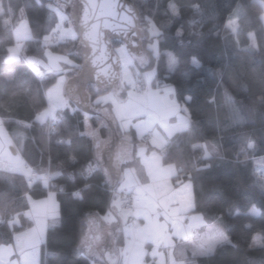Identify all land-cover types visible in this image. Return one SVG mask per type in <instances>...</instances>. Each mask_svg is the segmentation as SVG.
Instances as JSON below:
<instances>
[{"label": "trees", "instance_id": "obj_1", "mask_svg": "<svg viewBox=\"0 0 264 264\" xmlns=\"http://www.w3.org/2000/svg\"><path fill=\"white\" fill-rule=\"evenodd\" d=\"M130 1L140 11L144 50L150 64H157V82L175 87L191 117L189 127L168 142L164 160L180 168L175 180L192 181L194 210L230 237L207 255L190 254L186 264H264V184L254 160L264 156V0ZM49 2L54 0H0V117L25 161L39 175L31 181L24 171L0 168V244L34 227L28 197L48 195L44 173L49 169L51 182L58 185L60 218L47 228L43 264H93L83 244L87 220H102L121 181L112 180L97 147L98 139L111 131L102 113L109 105L97 101L105 91L90 85L96 114L60 108L51 133L50 119L39 118L48 106L45 90L57 75L45 74L28 58L44 57L46 38L55 31L59 15ZM238 7L241 10L236 11ZM65 9L71 10L69 2ZM23 14L32 37L24 42L22 55L11 58L14 29ZM230 18L237 19L236 30L228 25ZM155 37L158 56L148 48ZM79 43L78 36L51 45L77 60V73L82 69ZM120 43L113 41L114 46ZM166 51L177 57L174 70L168 67ZM136 80L144 86L142 79ZM88 124L99 134H90ZM127 134L135 141L133 129ZM207 141H216L221 152L205 156L199 144ZM133 163L127 160L121 167ZM253 207L257 214L251 212ZM98 224L106 232L91 234L101 243L102 258L96 257L95 262L119 264L116 249L123 244V233L112 241L116 225ZM256 234L262 235L259 246L252 245Z\"/></svg>", "mask_w": 264, "mask_h": 264}, {"label": "rangeland", "instance_id": "obj_2", "mask_svg": "<svg viewBox=\"0 0 264 264\" xmlns=\"http://www.w3.org/2000/svg\"><path fill=\"white\" fill-rule=\"evenodd\" d=\"M66 1L69 2L71 6L76 2V0H54V2H49L50 8L56 10L57 14L59 15L58 21L54 27V32H58L60 34L61 40L79 36L78 27L75 20L73 19L71 10L68 11L65 9V6L67 5ZM239 10H241L240 7L236 9V11ZM228 25L236 30L237 19L230 18ZM153 34L156 35L155 31ZM50 35L48 38H46L48 46L45 56H30L28 58L35 68H39L45 74L57 75V80L50 84L45 90L48 106L39 117L41 119L57 118L58 109L64 108L70 104L66 94V86L71 78L69 73L75 72L74 74H77L76 69L79 67L77 60L71 57L68 51L62 52L51 47L52 44L57 43L58 41H50ZM148 48L153 50L154 55H159V41L157 37H155L152 42L148 43ZM114 51L120 60L121 84L126 83L127 85H131L133 84L135 78L138 77L145 81L147 86L146 89H148L150 86L153 87V85H159V83H157V64H150L151 57L148 51H144L141 55H137L133 53L125 43H120L114 46ZM166 53L168 67L170 70H174L178 65L177 57L171 51H166ZM194 63L196 65L199 64L197 60H194ZM162 85H164L166 88L171 84ZM158 87L159 88L157 89H160V86ZM117 89L118 87H115L114 89L99 94L97 101L109 100L111 103H113L115 108H117V111L121 116L123 114V110L124 115L129 117L134 116L136 113H143L139 108L137 109V105L135 104L136 102H138V104L141 102L140 99H142V95L138 96L131 91H128L129 93L127 101H124L125 103L122 102L121 104V100H119V98L116 96L118 93ZM72 107V109L75 111L76 108L73 105ZM50 112L52 117H49ZM141 119L144 118H138L135 121H139ZM134 123L135 122H133V120L129 122V124ZM88 129H91L94 132L97 131L89 124L87 126V130ZM91 130H89L90 134ZM17 142L18 141L15 140L14 136L4 127L3 120L0 117V158L7 160L8 163H11L12 159H17L22 164H24L23 158L19 153L20 147ZM199 147L202 149L205 156L221 152L220 146L216 141L202 142L199 144ZM14 149L17 150V153H14ZM254 160L256 162L257 173L264 184V156L257 157ZM28 198L30 200V204L33 202V199L38 200V198H32L31 196ZM146 211L145 222H143L140 217H137L139 218L137 220V225H133L132 221L128 222L129 217L132 216L131 212L124 209L122 210L123 214H121L124 216V218H126L125 225L127 230L133 232V229H140L137 232L138 234H136L138 238V244L136 247L134 246V241H132L137 239L133 232V234H130L129 236L131 238V244L129 243L127 248L120 246L116 249L121 258V264H186V259L190 254H192L191 252H194L195 255L208 254L209 251L207 249L212 246L213 242L223 243L230 241L228 234L214 222V224L212 223L211 226L206 227V230L203 234H194V228L202 223H205L203 214H198L200 219L199 221L196 220V216H192L189 221H185V217H183L181 220L177 218L173 219L169 212H161L159 208H157V202H150ZM258 211L259 210L255 207L251 210L253 213ZM107 215H109V218H115L119 217L120 212H114L113 210H110L107 212ZM51 218L52 223L59 221V207L55 215L53 212V216ZM107 220L109 219L107 218ZM87 224L89 227L87 229L86 235H84L83 244L86 242L90 243L87 254L94 261L93 264H99L95 262L96 250L93 247V243L90 242V240H92L91 234L94 232L97 233L98 231L105 235L106 229L101 228L100 226L97 228L98 222L95 218L94 222L91 219L87 220ZM37 227L39 228L37 229L40 230V234H34L30 241L24 238V235V237L15 236L14 240L10 241L9 243L0 244V264H43L44 243L46 240L47 229L44 231V229L40 227L39 224ZM214 229L218 232V234H214L212 231ZM35 230L36 229L33 231ZM117 235L118 231H116L115 236ZM129 237H127V240L130 239ZM181 237H183L184 240L190 239L191 237L195 239L187 244L178 246L176 249L171 247L172 243L180 242L179 240ZM103 239H106V237ZM177 239L179 240L177 241ZM26 240L28 242H26ZM261 244L262 235L256 234L254 236L252 245L259 246ZM170 247L172 249L171 251ZM168 251H170L169 255L167 254ZM175 254L178 256L176 258L177 261L173 259Z\"/></svg>", "mask_w": 264, "mask_h": 264}, {"label": "crops", "instance_id": "obj_3", "mask_svg": "<svg viewBox=\"0 0 264 264\" xmlns=\"http://www.w3.org/2000/svg\"><path fill=\"white\" fill-rule=\"evenodd\" d=\"M1 11L2 7L0 5V12ZM30 34L32 35V31L28 19L25 14H23L21 21L14 29L15 45L10 48L9 54L11 58H16L22 55L23 44L26 40L32 37ZM136 79L139 78L136 77L135 80ZM134 81L133 84L127 85L126 83L121 84L120 80V83L117 86L118 93L116 94V96L117 98H119V100H121V104L122 102L125 103L127 101L129 93L128 91H131L133 93L132 87L134 85ZM158 86H160V89H157L159 88ZM144 87L145 89L142 94H136L138 96L142 95V99H140L141 102H139L140 106L138 102L135 103L137 105V109L139 108L143 113H136L134 114V116H125L124 110L121 116L118 113L117 108H115L113 103H111L109 100L100 101L102 103H105L106 105H109L107 109L102 108V113L106 114V118L104 117V121L105 124H107L111 129L106 138H100L97 141L100 158L102 159L104 164H107V162L112 163L117 172L120 170H123V172L120 174L121 181L118 185V188L113 189V191L116 193V196L113 199L112 208L110 209L114 212L119 211V217L109 218L107 212L110 210H108L105 214L102 215V222L97 218L95 219L97 220V222H100V224L103 223L108 225H116L115 231H118V235H120L121 232L123 233L124 238L122 246H124V248H127L129 243L131 242V238L129 237L130 234H133L134 232V235L137 238L136 234H138L137 232L140 228L133 229V232L127 230L125 225L126 218H124V216L122 215L123 209L131 212L132 216L129 217L128 222L132 221L133 225H137V220L139 219L137 217H140V219L145 222V215L147 212L146 210L147 207H149L150 202H157V208H159L161 212H169L173 219L177 218L181 220L183 217H185V221H189L192 216H196V220L199 221L200 219L198 214H202L194 210L195 196L192 181L189 179L179 178L175 180L174 177L178 176L180 168L176 163L166 162L164 160V156L162 155V151L167 146L170 139L175 134L184 131L189 127L191 117L188 107L185 103L180 102L177 96L176 89L172 85H168L165 88L164 85L159 84L153 85V87L150 86L148 89H146L147 86L144 81ZM72 105L73 104L70 102L68 106L73 108ZM138 118L144 119L135 121ZM131 120H133V122L135 123L129 124ZM131 129L134 130V133L136 135L135 141L130 137V135L127 134V131ZM89 130L91 129H88V132ZM148 130H152L153 135L150 137L147 143H143L141 138ZM91 134L98 135L99 133L98 131L94 132L93 130H91ZM19 153L23 158L20 149ZM127 160L133 161L134 163L132 165L126 166L125 168H122V162H126ZM5 161L10 167V170L24 171L29 176L30 166L24 158L23 161L25 165L17 159H12L11 163H8L7 160ZM0 168H2L1 164ZM106 169L108 174L112 177L107 167ZM117 172L116 175H118ZM44 181L48 183L47 179H45ZM123 190L133 191L135 193V209L132 211L123 207L121 203V191ZM54 192H56V190L48 193L46 198H38V200L33 199L28 213L30 216L36 215L34 216L35 218L32 216L33 219H35L34 227L20 232L16 236L24 237L25 235L24 238L30 241L33 238L34 234H40V230H38L39 228L37 227L38 224L44 229V231L48 228L49 224L52 223L51 217L53 216V212L55 215L58 207L60 208L57 192ZM107 218L109 220H107ZM90 219L94 222V217ZM204 222L205 223H202L194 228V234H203L206 230V227L211 226L213 223L208 221L205 216ZM34 229L36 230L33 231ZM212 231L214 232V234H218L215 229ZM115 235L112 241L116 240V237L118 236ZM91 237L93 242L92 240H90V242L93 243V247L96 250V257L102 258V252H100L99 250V245H101L100 241L95 240L93 236ZM127 237H129L130 239L127 240ZM194 239L195 238L191 237L190 239L184 240V238L181 237L180 240L177 239V241L179 240L180 242L172 243L171 247L176 249L178 248V246L187 244ZM28 241L26 240V242ZM132 241H134V246L136 247V245L138 244V238ZM85 244H87L88 251L90 243L86 242ZM218 244H221V242H213L212 246L207 249L209 251L208 254L211 253ZM171 247L170 251L172 250ZM170 251H168V255ZM191 253L195 255L194 252ZM118 256L120 258V255ZM177 257L178 256H176L175 254V256H173V259L176 260ZM119 264H121V258Z\"/></svg>", "mask_w": 264, "mask_h": 264}, {"label": "water", "instance_id": "obj_4", "mask_svg": "<svg viewBox=\"0 0 264 264\" xmlns=\"http://www.w3.org/2000/svg\"><path fill=\"white\" fill-rule=\"evenodd\" d=\"M71 12L79 31L82 69L68 81L66 94L77 109L96 114L88 87L92 85L100 91H108L117 87L121 80L120 60L113 41L121 40L137 55L145 51L141 15L130 0H76ZM104 166L113 181L120 180L121 173L112 163Z\"/></svg>", "mask_w": 264, "mask_h": 264}, {"label": "built area", "instance_id": "obj_5", "mask_svg": "<svg viewBox=\"0 0 264 264\" xmlns=\"http://www.w3.org/2000/svg\"><path fill=\"white\" fill-rule=\"evenodd\" d=\"M59 39H60V37H59V34L57 32L51 33L50 41L57 42V41H59ZM143 87L144 86H143L142 82L139 80H136L134 85H133L134 93L138 94V93L142 92ZM55 129H56V121L54 119H50L48 132L51 133ZM152 135H153V131L148 130L146 132V134L142 137V142L147 143ZM167 152H168V146H166L163 149V151H162L163 156H166ZM0 164H1L3 169L10 168L8 166V164L6 163V161L3 159L0 160ZM85 169L87 172H91V170H92L90 167H86ZM29 177H30L31 181H36L39 178V175L35 169L30 168ZM45 177L48 180L47 193H50L51 191L57 189L58 185L56 183L51 182L52 173L50 170H48L45 173ZM121 203H122L123 207H125L131 211L134 210L135 209V193L133 191H126V190L121 191Z\"/></svg>", "mask_w": 264, "mask_h": 264}]
</instances>
